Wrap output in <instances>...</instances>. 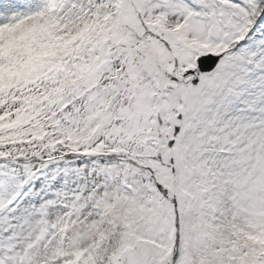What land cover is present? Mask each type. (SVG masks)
Returning <instances> with one entry per match:
<instances>
[{
    "label": "snow or ice",
    "instance_id": "6c2138e0",
    "mask_svg": "<svg viewBox=\"0 0 264 264\" xmlns=\"http://www.w3.org/2000/svg\"><path fill=\"white\" fill-rule=\"evenodd\" d=\"M0 264H264V0H0Z\"/></svg>",
    "mask_w": 264,
    "mask_h": 264
}]
</instances>
